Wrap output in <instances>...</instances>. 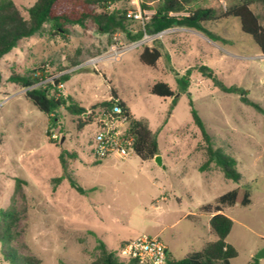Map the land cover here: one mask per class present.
I'll list each match as a JSON object with an SVG mask.
<instances>
[{
	"label": "rangeland",
	"instance_id": "1",
	"mask_svg": "<svg viewBox=\"0 0 264 264\" xmlns=\"http://www.w3.org/2000/svg\"><path fill=\"white\" fill-rule=\"evenodd\" d=\"M13 1L28 18L27 9L35 0ZM138 2L137 6L134 0H117L110 10L129 12L141 8ZM214 4L218 17L205 26L225 41L184 27L168 29L157 40L175 71H191L188 92L207 130L237 159L243 176L239 183L226 178L214 163L201 171L205 143L193 123L188 96L178 92L164 58L155 67L140 61L144 46L153 44L131 38L143 29L140 22L129 20L131 36L102 33L92 23L68 38L36 35L21 40L0 60V211L13 207L19 213V236L13 243L18 253L35 256L41 264H90L99 256V240L120 254L122 241L146 234L171 243L173 257L182 259L189 256L191 236L199 230L195 215L186 218V213H205L204 205L245 187L251 203L223 209L234 222L228 241L238 251L228 264H264V257L256 258L264 248V115L243 103L239 94L216 87L200 71L201 66L210 68L226 86L247 90V98L264 108V54L242 32L239 19L223 17L228 1ZM252 9L259 16L264 12L258 2ZM113 45L121 50L116 58L109 55ZM69 58L81 63L58 72L59 66L70 67ZM91 58L99 59L97 68L86 63ZM33 71L45 76V84L56 79L54 85L68 73L70 79L59 86L60 92L71 95L90 114L93 106L110 99L111 88L116 89L132 117L158 133L163 166L134 152L125 159L95 160V113L92 123L78 129V117L61 108L56 126L49 128L48 116L10 81L13 73ZM158 81L178 92L173 108L171 98L151 94ZM47 130L57 134L51 136L53 143ZM63 164L85 194L71 188L68 179L53 181L62 175ZM201 243L194 239V249ZM0 264H10L1 246Z\"/></svg>",
	"mask_w": 264,
	"mask_h": 264
},
{
	"label": "trees",
	"instance_id": "2",
	"mask_svg": "<svg viewBox=\"0 0 264 264\" xmlns=\"http://www.w3.org/2000/svg\"><path fill=\"white\" fill-rule=\"evenodd\" d=\"M117 0H35L28 9V18H25L13 0H0V60L23 39L48 33L50 35L68 38L78 34L77 28L86 29L89 23L94 24L102 33L112 34L123 32L131 36L128 31L129 19L127 12L110 10ZM228 6L224 10L223 17L239 19L243 33L252 37L264 54V12L259 16L252 9L255 2L264 6V0H227ZM142 11H152L145 20L143 29L134 39H140L144 33L154 35L175 27H184L205 34L213 41H225L219 35L208 29L205 24L216 20L219 8L214 0H140ZM164 58L169 71L173 72L177 83L178 92L187 94L189 99L190 113L195 126L199 129L205 143L206 160L201 165V171L206 170L211 163L218 166L224 176L239 183L243 176L237 168V159L229 154L226 149L219 145L215 136L207 130V127L195 108L194 102L188 89L191 85V71L184 74L175 71L171 65V59L167 52L163 51L159 40H153L151 46H144L139 55L142 63L155 67L158 61ZM70 67L59 66L58 72L68 70L79 65L77 59L69 58ZM201 73L210 78L214 85L227 93H237L243 103L252 106L264 115V108L247 98L248 91L238 86H226L214 72L206 67H200ZM70 79L68 73L59 77L57 85L52 84L56 79L47 84L45 76L37 71L27 74L13 73L10 81L24 89V94L32 104L49 118V128L56 126V114L63 108L72 116L78 117L77 127L82 129L93 122L95 115L110 117L112 107L117 103L122 109V115L126 116L130 123L129 136L134 138L133 150L142 160L153 159L160 153L158 133L153 131L147 122L136 120L132 117L126 103L119 98L116 89L111 88V97L92 107L93 114L80 106L71 95L61 93L59 86ZM151 94L161 98H171V107L177 102V93L167 82L158 81L150 89ZM97 110V114L95 112ZM49 141L53 135L50 130L46 132ZM63 162V156L60 155ZM61 176L53 178L60 183L68 179L71 188L80 194H85L86 189L66 171L63 164ZM22 180H17L16 192L21 191ZM251 203L248 188L237 187L216 198L214 204H206L202 207L205 212H213L209 224L217 235V240L207 244L200 251L191 253L188 257L175 259L168 254L166 264H228L231 259L238 256L237 249L227 242V238L233 227V220L223 213L225 207L237 204L248 206ZM19 213L12 207L9 210L0 211V246L4 259L10 264H41V260L32 255H22L17 252L13 243L19 233L16 231L19 222ZM121 243L120 250L123 246ZM99 256L90 264H139L137 260L123 258L115 250H110L101 240L98 241ZM119 250V251H120Z\"/></svg>",
	"mask_w": 264,
	"mask_h": 264
},
{
	"label": "built area",
	"instance_id": "3",
	"mask_svg": "<svg viewBox=\"0 0 264 264\" xmlns=\"http://www.w3.org/2000/svg\"><path fill=\"white\" fill-rule=\"evenodd\" d=\"M134 2L137 6L139 5L138 0H134ZM126 17L129 20L140 22L143 27L145 20L148 18V16H143V12L139 7L127 12ZM163 33L164 31L154 35L144 33L142 39L152 41L161 37ZM120 54L121 50L113 45L109 55L116 58ZM86 63L97 68L99 59L91 58ZM112 114L110 117L99 116L97 120V131L94 138L95 148L93 149L95 160L100 161L109 157L125 159L134 152V138L127 133L129 119L122 115V109L117 103L112 107ZM52 136L57 138L56 133H53ZM120 254L123 258L137 260L139 264H166L168 249L159 237L142 234L135 239L126 241L120 250Z\"/></svg>",
	"mask_w": 264,
	"mask_h": 264
},
{
	"label": "crops",
	"instance_id": "4",
	"mask_svg": "<svg viewBox=\"0 0 264 264\" xmlns=\"http://www.w3.org/2000/svg\"><path fill=\"white\" fill-rule=\"evenodd\" d=\"M240 22V21H239ZM240 28H241V25H240ZM100 62V61H99ZM65 95V94H64ZM67 95V94H66ZM160 148V147H159ZM162 157V156H161ZM225 210V208H224ZM223 210V213L225 212ZM205 212V211H204ZM195 215V218H196V221L198 222V225L197 227L199 228V230H197L195 233H193V236H191V244H189V249H190V253H193L195 251H200L201 249H203L207 244L211 243V242H214L217 240V235L215 234V232L211 229L210 227V224H209V221H210V218L214 215L213 212H205V213H195V212H188L186 213L185 217L186 218H193L192 217ZM191 216V217H189ZM228 216V215H227ZM194 239L202 242L200 247L198 248H195L193 247V243H194ZM123 243H125L126 241H122ZM121 242V243H122ZM227 242L230 243L228 241V238H227ZM166 246H167V249H168V254L173 257V247H171V243L167 242L166 241ZM174 258V257H173Z\"/></svg>",
	"mask_w": 264,
	"mask_h": 264
},
{
	"label": "water",
	"instance_id": "5",
	"mask_svg": "<svg viewBox=\"0 0 264 264\" xmlns=\"http://www.w3.org/2000/svg\"><path fill=\"white\" fill-rule=\"evenodd\" d=\"M154 161L158 164V165H160V166H163V163H162V157H161V155L160 154H158V155H156L155 157H154ZM262 257H264V248L256 255V258H262Z\"/></svg>",
	"mask_w": 264,
	"mask_h": 264
}]
</instances>
